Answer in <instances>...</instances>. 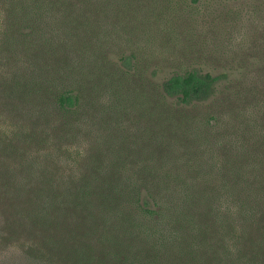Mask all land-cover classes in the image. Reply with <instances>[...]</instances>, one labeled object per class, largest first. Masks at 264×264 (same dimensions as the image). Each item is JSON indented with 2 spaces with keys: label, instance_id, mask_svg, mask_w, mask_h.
Returning <instances> with one entry per match:
<instances>
[{
  "label": "trees",
  "instance_id": "trees-1",
  "mask_svg": "<svg viewBox=\"0 0 264 264\" xmlns=\"http://www.w3.org/2000/svg\"><path fill=\"white\" fill-rule=\"evenodd\" d=\"M163 1L0 0V264H264V41Z\"/></svg>",
  "mask_w": 264,
  "mask_h": 264
},
{
  "label": "rangeland",
  "instance_id": "rangeland-1",
  "mask_svg": "<svg viewBox=\"0 0 264 264\" xmlns=\"http://www.w3.org/2000/svg\"><path fill=\"white\" fill-rule=\"evenodd\" d=\"M171 7H181L184 12L187 7L180 0L163 1ZM204 8L189 13V20H193L195 25L192 31L196 33L193 44L201 47L207 44L214 46L225 54H230L233 49H241L245 45L249 47V40L258 39L264 41V0H228L225 3H220L213 6L214 20L210 23V18H206ZM197 19H199L197 21ZM187 27V26H186ZM183 39V38H182ZM186 42L187 41H182ZM225 44L223 50L219 48ZM202 44V45H201ZM195 45V46H196ZM168 70L160 72L159 79L164 77ZM4 218V216H2ZM9 250L15 253L8 246L3 253H8ZM9 252V254L11 253Z\"/></svg>",
  "mask_w": 264,
  "mask_h": 264
}]
</instances>
